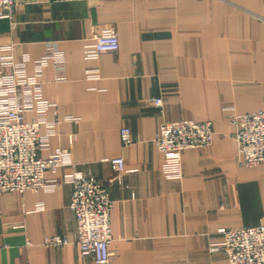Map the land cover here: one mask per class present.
Instances as JSON below:
<instances>
[{"label": "crops", "instance_id": "0c3cea01", "mask_svg": "<svg viewBox=\"0 0 264 264\" xmlns=\"http://www.w3.org/2000/svg\"><path fill=\"white\" fill-rule=\"evenodd\" d=\"M12 2L0 16V55L25 61L32 76L46 46L60 52V80L53 61L40 77L49 105L42 120L59 122L40 156L66 149L73 167L45 176L56 181L52 191L0 195V264H94L71 243L73 173L96 178L109 194L106 264H228L209 251L223 241L218 231L264 224V166L239 167L229 122L263 107L264 0ZM110 30L118 51L89 57L93 35ZM179 120L210 121V144L158 153L159 124ZM57 236L70 242H46Z\"/></svg>", "mask_w": 264, "mask_h": 264}, {"label": "built area", "instance_id": "2783aa9c", "mask_svg": "<svg viewBox=\"0 0 264 264\" xmlns=\"http://www.w3.org/2000/svg\"><path fill=\"white\" fill-rule=\"evenodd\" d=\"M12 0H0V16L12 12ZM94 49L87 55L96 58L101 54H115L119 43L113 30L92 37ZM52 44L46 46L43 55L34 64V74L24 73L25 61L16 62L11 54L0 55V195L39 190L52 191L55 179L46 180V175H55L61 167L73 163L68 150L56 148L46 159L40 153L46 148L49 135L54 132L58 121L47 123L42 115L49 108L41 97L40 81L42 69L49 61L55 63L58 80L61 78V55ZM6 48V47H5ZM8 69L9 72L4 71ZM161 107L162 99H152ZM34 112L35 119L26 120L25 114ZM234 127L236 159L239 167L264 166V99L263 107L255 112L229 117ZM45 125L46 133L40 127ZM213 136L212 123H197L189 120L163 121L153 139L158 153L180 152L185 149L203 148L210 144ZM123 146L130 145V130L119 131ZM116 171L122 173L123 161H114ZM72 187L68 209L73 215L75 236L71 243L77 247L82 258L94 264H106L112 253L110 226L111 200L107 190L93 177L73 173L68 177ZM40 208V206H37ZM223 241L210 245L211 253H223L228 264H264V224L238 230L220 229ZM50 245H65L67 238L52 237Z\"/></svg>", "mask_w": 264, "mask_h": 264}]
</instances>
